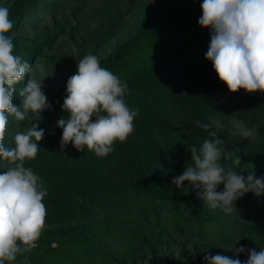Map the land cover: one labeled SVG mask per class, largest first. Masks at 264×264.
I'll list each match as a JSON object with an SVG mask.
<instances>
[{"label": "trees", "instance_id": "obj_1", "mask_svg": "<svg viewBox=\"0 0 264 264\" xmlns=\"http://www.w3.org/2000/svg\"><path fill=\"white\" fill-rule=\"evenodd\" d=\"M202 2L0 0L13 23L6 33L13 55L45 68L43 73L35 68L32 78L53 70L62 75L52 110L39 117L29 113L23 121L9 115L4 137L6 147L14 146V135L30 121L45 130L36 158L24 161L47 190L45 226L25 254L29 264H207V254L246 260L247 253L226 250L237 242L236 247L264 248V195L247 193L228 215L206 206L187 182L182 188L172 183L191 161L189 146L199 148L211 139L195 123L209 117L222 121L218 136L241 155L240 165L222 159L223 166L264 177V93H231L219 80L205 58L211 33L198 24ZM136 10L140 16L130 24L128 16ZM79 13L83 26L69 27L70 17ZM82 33L86 47L75 42ZM63 35L76 54L60 51L56 43ZM87 54L126 83L123 99L138 111L132 134L103 157L86 147L62 148L57 127L67 117L62 110L67 81ZM28 78L15 86L16 106ZM233 112L258 130L255 140L232 135L228 121ZM7 166L0 159V173ZM24 258L18 255L12 264H23Z\"/></svg>", "mask_w": 264, "mask_h": 264}, {"label": "clouds", "instance_id": "obj_2", "mask_svg": "<svg viewBox=\"0 0 264 264\" xmlns=\"http://www.w3.org/2000/svg\"><path fill=\"white\" fill-rule=\"evenodd\" d=\"M201 10L198 24L211 33L205 58L212 63L219 80L231 93L241 89L248 94L264 93V0H203ZM12 28L9 8L0 6V159L8 163L0 173V264H12L18 255L25 257L23 264H29L25 254L32 251L45 226L47 211L43 199L47 190L42 187L41 178L24 166V161L36 158L45 130L39 122L30 121V127L14 135V146L6 147L4 137L9 115L23 121L29 113L41 116L53 106L43 91L46 77L31 76L37 67L43 73L44 66L22 62L13 55L12 38L6 35ZM26 75L27 84L18 92L21 103L16 106L12 103L17 93L15 86ZM126 91V83L102 67L97 56L87 54L80 59L76 74L66 84L62 110L67 117L57 121V127L62 129L61 147L72 144L77 151L86 147L103 157L114 150L116 141L124 142L134 131L133 121L138 115L123 99ZM236 112L229 115L232 135L255 140L258 130L236 119ZM195 123L211 139H205L199 148L189 146L191 163L173 178V185L182 188L187 182L206 206L228 215L237 211L235 202L247 193L264 195V177L257 178L252 170L244 175V170L225 168L221 163L222 159H231L233 164H241L237 149L229 150L218 136L224 128L222 121L209 117L206 122ZM221 184L223 190L217 191ZM235 245L226 250L237 256L247 253L246 260L220 254H207L204 260L207 264H264V248L257 251Z\"/></svg>", "mask_w": 264, "mask_h": 264}, {"label": "rangeland", "instance_id": "obj_3", "mask_svg": "<svg viewBox=\"0 0 264 264\" xmlns=\"http://www.w3.org/2000/svg\"><path fill=\"white\" fill-rule=\"evenodd\" d=\"M69 13V10H67L66 14ZM60 15H57L56 17H59ZM140 14H138L137 10L134 11L130 16H128V20L130 24L134 22ZM83 19L82 13H79L76 17L72 18L70 17L69 22L67 23L69 27L74 26L75 24H79L80 26H83V22L81 21ZM91 26L93 24H90ZM84 34L82 33L79 36H76L75 42L78 45H81L82 47H86L85 43H81V40L84 39ZM59 45V49L61 52H65L68 54H76L78 52L77 48L68 40V37L63 35L61 36L60 40L56 43V45ZM43 91L47 97L48 102L51 103V99L57 95V90L60 85V82L62 80L61 72L58 70H53L49 75L46 73L41 75L39 79H43ZM47 110L43 111L41 113V116L45 114ZM35 117H39L38 114H33Z\"/></svg>", "mask_w": 264, "mask_h": 264}]
</instances>
